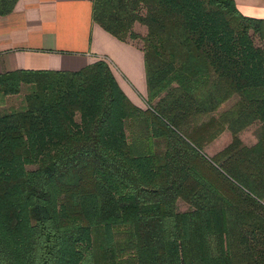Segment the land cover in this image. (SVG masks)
Returning a JSON list of instances; mask_svg holds the SVG:
<instances>
[{"label": "trees", "instance_id": "16d2710c", "mask_svg": "<svg viewBox=\"0 0 264 264\" xmlns=\"http://www.w3.org/2000/svg\"><path fill=\"white\" fill-rule=\"evenodd\" d=\"M93 19L142 40L148 108L105 59L0 74L1 97L27 86L0 112V264H264V19L235 0H93Z\"/></svg>", "mask_w": 264, "mask_h": 264}, {"label": "crops", "instance_id": "0c3cea01", "mask_svg": "<svg viewBox=\"0 0 264 264\" xmlns=\"http://www.w3.org/2000/svg\"><path fill=\"white\" fill-rule=\"evenodd\" d=\"M235 2L242 14L264 19V0ZM99 59L109 62L124 91L144 108V52L94 21L93 0H17L11 12L0 15V74L18 69L78 71Z\"/></svg>", "mask_w": 264, "mask_h": 264}, {"label": "rangeland", "instance_id": "374dc122", "mask_svg": "<svg viewBox=\"0 0 264 264\" xmlns=\"http://www.w3.org/2000/svg\"><path fill=\"white\" fill-rule=\"evenodd\" d=\"M134 29L140 34V36H144L147 34V27L140 22H136L134 25ZM132 43L142 46L143 42L141 39H137L132 41ZM147 79V78H146ZM120 84V83H119ZM122 87V86H121ZM124 90V89H123ZM27 92V86H22L20 92L18 94L9 95L5 97H1L0 95V112H7L10 110H18L23 107L24 104V95ZM129 96V95H128ZM1 100L4 102L1 103ZM143 102V107L148 108L147 100L141 99ZM237 100V97H233L232 99L228 100L227 102L223 103L220 109L217 112H214L215 115H219L221 112L228 110ZM206 117H204L205 119ZM203 120V118H202ZM260 123L254 122L248 127L244 128L240 131V136L243 141L247 144L254 143L258 138V130H259ZM232 139V133L229 129H225L219 136L213 139L211 142H208L205 147L203 148V153L206 156V159L211 161L214 164L212 157L225 145H227L230 140ZM206 162L207 164V160ZM190 207L189 203L180 198L178 200V208L180 210H186Z\"/></svg>", "mask_w": 264, "mask_h": 264}]
</instances>
